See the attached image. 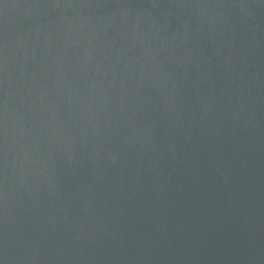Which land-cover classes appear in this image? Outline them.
<instances>
[{
    "label": "water",
    "instance_id": "95a60500",
    "mask_svg": "<svg viewBox=\"0 0 264 264\" xmlns=\"http://www.w3.org/2000/svg\"><path fill=\"white\" fill-rule=\"evenodd\" d=\"M264 229V0H0V264Z\"/></svg>",
    "mask_w": 264,
    "mask_h": 264
}]
</instances>
